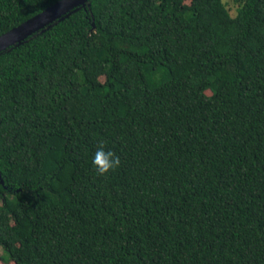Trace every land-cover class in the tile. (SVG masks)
Listing matches in <instances>:
<instances>
[{
    "label": "trees",
    "instance_id": "trees-1",
    "mask_svg": "<svg viewBox=\"0 0 264 264\" xmlns=\"http://www.w3.org/2000/svg\"><path fill=\"white\" fill-rule=\"evenodd\" d=\"M56 1L0 0V35ZM236 2L90 0L0 52L4 263L264 264V0Z\"/></svg>",
    "mask_w": 264,
    "mask_h": 264
},
{
    "label": "water",
    "instance_id": "water-1",
    "mask_svg": "<svg viewBox=\"0 0 264 264\" xmlns=\"http://www.w3.org/2000/svg\"><path fill=\"white\" fill-rule=\"evenodd\" d=\"M90 0H58L41 12L23 21L19 25L0 35V52L12 45L24 42L29 36L44 30L57 20H60L81 6H87ZM0 180L4 183L0 173Z\"/></svg>",
    "mask_w": 264,
    "mask_h": 264
},
{
    "label": "clouds",
    "instance_id": "clouds-1",
    "mask_svg": "<svg viewBox=\"0 0 264 264\" xmlns=\"http://www.w3.org/2000/svg\"><path fill=\"white\" fill-rule=\"evenodd\" d=\"M92 164L99 175H107L120 167L121 160L115 152L106 151L101 145L92 158Z\"/></svg>",
    "mask_w": 264,
    "mask_h": 264
},
{
    "label": "rangeland",
    "instance_id": "rangeland-1",
    "mask_svg": "<svg viewBox=\"0 0 264 264\" xmlns=\"http://www.w3.org/2000/svg\"><path fill=\"white\" fill-rule=\"evenodd\" d=\"M227 3V6L231 12L232 15H236L237 14V10H238V3L236 2V0H224ZM0 264H16L15 262H9V263H4L1 259H0Z\"/></svg>",
    "mask_w": 264,
    "mask_h": 264
}]
</instances>
